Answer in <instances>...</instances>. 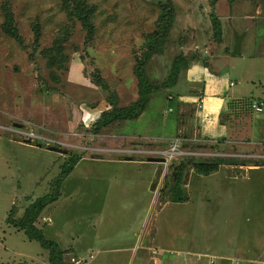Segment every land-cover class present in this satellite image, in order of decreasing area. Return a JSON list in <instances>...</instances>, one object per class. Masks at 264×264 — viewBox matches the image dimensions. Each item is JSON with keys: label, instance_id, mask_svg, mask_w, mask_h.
<instances>
[{"label": "rangeland", "instance_id": "1", "mask_svg": "<svg viewBox=\"0 0 264 264\" xmlns=\"http://www.w3.org/2000/svg\"><path fill=\"white\" fill-rule=\"evenodd\" d=\"M3 1L0 0V24L3 20ZM89 1L97 7L94 16L97 33L94 40L86 41L85 31L80 24L72 26L73 33L66 45L69 62L65 70L58 71L60 79L55 80L50 76L42 49L51 45L65 23L71 24L59 0H10L15 23L27 47L0 34V264L19 261L48 264V251L38 241L28 239L23 231L11 226L7 216L12 208L13 216H21L33 199L54 191L55 180L69 158V152L80 155V158L85 156V160L79 162L61 183L60 194L66 189L77 192L84 187L88 190L98 181L97 172L110 173L120 169L107 161L93 162L90 156L102 155L108 159L118 156L117 152L123 155L139 153L130 149L109 150L108 146H118L122 142L125 145L132 144L133 149L139 143L142 145L140 150H144L142 155L146 157H164L162 163L166 166H163L160 174L165 172L171 175L174 170L169 165L190 156L194 160L222 157L226 161L236 162L237 168L234 169H240L241 162L264 164V145L261 143L250 149L241 146L220 148L219 145L217 147L199 140L197 122L194 120L197 104H177L180 95H176L169 103L167 94L187 92L185 67L181 68L176 86L162 88L151 94L147 107L139 116L112 122L102 127L98 134L94 132L95 121L104 110L111 109V90L117 92L119 106H127L138 98V81L134 74L136 52L144 44L146 34L156 27L159 16L169 6H174L175 18L165 51L155 55L148 66V73L157 81L166 79L179 54L190 58L195 56L197 60L191 65L203 64L206 55L214 52L222 43L223 32L226 30L230 36L233 26L242 28L239 31L244 36L249 35L252 40L259 24L264 27V0ZM164 5L166 8H163ZM214 15L220 19L221 34L217 33L213 23ZM36 19L41 25L39 45L34 43L32 29ZM249 48L251 51L253 46L249 44ZM245 61L244 64L255 71L257 77H264V57L260 55L255 58L249 53ZM96 69L106 79L110 90L93 82L92 71ZM236 71L232 70V66L228 67L226 76L237 77L233 74ZM196 99L198 101L199 97ZM180 109L182 113L178 114ZM179 115L183 123H179L176 134ZM262 115L256 113L254 116L255 138H261L259 134H264ZM126 134L150 137L141 143H128L135 138L125 137ZM160 134H175V137L163 143V147L160 145L162 150H155L151 143L165 141L160 139ZM260 140L264 142L263 137ZM49 146L61 150L49 149ZM174 146L178 150L171 153L170 149ZM234 169L229 166L226 172L221 170L209 175L194 171L189 179L188 168L182 188L193 199L185 204H169L165 207V212L174 213L170 227L172 232L182 239L186 237V244L190 248L192 244V247L203 250L211 242L217 248L226 247L225 251L229 248L234 250L239 243L246 245L258 242L253 245L256 251H259L260 245L264 246V166L248 169L236 177L232 176L236 171ZM227 171L232 177L228 176ZM91 172L95 174L82 178ZM152 196L149 193L148 225L151 233L159 206L163 199H167L161 191L159 198ZM49 209L52 218L60 220L62 214L57 212L55 204L46 207L47 211ZM71 213L70 218L73 220L81 218V212L75 207ZM210 213L212 217H208ZM69 224V221L67 224L59 222L54 231V234L61 232L62 238H65L61 246H68L71 234L76 233L77 226L71 228ZM50 231L44 233L49 239L52 235ZM181 244L185 242L182 240ZM260 253V259L252 264H264V252ZM214 260V264L222 263L215 256ZM234 260V264H249L241 262L242 259ZM87 261H90L89 257Z\"/></svg>", "mask_w": 264, "mask_h": 264}, {"label": "crops", "instance_id": "2", "mask_svg": "<svg viewBox=\"0 0 264 264\" xmlns=\"http://www.w3.org/2000/svg\"><path fill=\"white\" fill-rule=\"evenodd\" d=\"M240 29L242 28L237 26L231 27L230 36L225 30L222 34V43L215 48L214 52L206 55L203 64L194 63L186 69L185 81L188 85L186 93L179 91H175L173 95L167 93L170 98L169 103L176 95H180L181 98L177 104L190 103L193 106L197 104L194 120L197 122L199 140L202 139L217 147L219 145L220 148L241 146L244 149H250L260 143L264 145V142L260 140L264 138V134H259L261 138H255L257 134L254 118L256 113L264 116V77H257L255 71H251L252 69L244 64L249 53L255 58L260 55L264 57V27L259 24L252 40L249 35L244 36L239 31ZM249 44L250 47L253 46L251 51ZM231 66L232 70H237L233 72L237 77L226 76L227 69ZM254 68L257 69L256 65ZM244 100L261 105L262 110L257 111L248 103L244 104ZM181 110L178 114L182 113ZM181 122L179 115L175 127L176 134ZM159 136L166 142L151 143L148 141L155 150H162V144L168 143V140L175 137V134L172 136L160 134ZM125 137L135 138L129 140L128 143L135 141L141 143L143 139H148L147 137L150 136L126 134ZM123 145L125 142L118 146H108V148L113 152L130 149L139 153L131 155L126 152L127 154L123 155L117 152L118 156L108 159L102 155L90 156L93 162L105 163L107 161L111 166L120 169L110 173L97 172L98 181L88 189L90 191L81 187V190L77 192L68 189L61 192L59 198L52 203L58 208L57 212L62 214L60 220L57 217L52 218L50 209L49 211L45 209L42 214L39 225L44 233L54 229L50 231L52 233L50 239L57 241L60 246L63 245L62 240L65 238H62L61 232L54 234L59 222L67 224L69 221L71 228L77 226L76 233L71 234L69 238L70 244L61 246L63 249H68L65 254V264H214V256L222 260L221 264H234L235 258L252 264L260 259V252H264V246L260 245L259 251L253 247L259 244L258 242L246 245L239 243V245L236 244L234 250L229 248L226 251V247L220 249L212 246L211 242L202 250L195 246L192 247V244L190 248L186 244L188 240L186 237L182 239L175 232L173 233L170 227H172L171 221L174 213L165 212L164 209L169 204L179 205L189 202L193 199L190 195L189 199L183 202L163 199L157 211L156 222L152 224L154 230L151 233L148 225L149 193H152V198L154 196L159 198L165 176V172L160 174V171L166 164L148 161L147 157L142 155L144 150H140L142 145L139 143L134 149L131 148L132 144ZM84 160L85 156L79 162ZM243 163L245 162L240 163V169H234L237 168L236 162L227 160V163L222 164L214 172L219 173L221 170L226 172V169L231 166L236 170L232 176L236 177L248 169L255 170L264 166L256 162ZM193 172L194 169L190 168L189 179ZM94 174L95 172L86 173L82 178ZM228 176L232 177L229 173ZM73 207L81 212V218L77 220L70 218ZM212 215L210 213L208 217ZM46 222L48 225H45ZM52 226L55 227L51 228ZM182 240L185 242L184 245L181 244ZM87 257L90 261H87Z\"/></svg>", "mask_w": 264, "mask_h": 264}, {"label": "trees", "instance_id": "3", "mask_svg": "<svg viewBox=\"0 0 264 264\" xmlns=\"http://www.w3.org/2000/svg\"><path fill=\"white\" fill-rule=\"evenodd\" d=\"M235 1V0H229ZM61 9L65 12L69 23H65L60 32L54 37L50 46L44 47L42 52L47 58V65L50 69V76L55 80H59L58 71H63L67 68L69 56L66 51V45L73 33L72 26L77 23L81 25L85 31L86 41L92 42L97 33V27L94 22L96 15V5L89 0H59ZM163 8H166L164 5ZM3 20L0 24V34L14 39L23 47H27L25 38L21 34L15 23L14 11L10 0H5L1 4ZM174 6H169L158 18L156 27L145 36V42L135 55L134 74L137 77L138 98L127 106H119V97L116 91L111 90L110 104L111 109L104 110L100 117L94 123V132L99 133L101 128L109 125L112 122H118L135 118L139 116L147 107L151 94L162 88H171L177 84L181 68H188L196 59L195 56L187 57L185 54H179L175 57L172 68L166 79L157 81L152 79L148 73V66L155 55L165 51V45L169 38L170 30L175 18ZM220 19L213 16V23L218 34H221ZM32 29L34 32V43L40 44L41 25L38 19L33 22ZM193 58V59H192ZM192 59V60H191ZM191 60V61H190ZM93 82L103 89L110 90V86L106 79L101 76L99 70L92 71ZM244 104L252 106L251 101L244 100ZM69 158L62 165V172L55 180L53 192L45 193L26 207L24 213L15 217L12 215V208L7 216V222L16 228L18 231H23L28 239L36 240L40 245L48 251V264H65V254L68 249H63L59 243L53 239L45 237L40 224L42 213L47 206L55 202L60 196V185L64 179L72 172L74 167L81 159L80 155L69 152ZM227 163L225 158L214 157L210 160L193 159L191 156L182 159L179 162H172L169 166L172 168L171 175L165 174L163 184L160 191L163 196L172 202H183L189 199L182 188L183 180L186 177L188 168H193L195 172L207 175L217 171L222 164ZM245 164V163H243ZM14 264H45L39 262L19 261Z\"/></svg>", "mask_w": 264, "mask_h": 264}, {"label": "water", "instance_id": "4", "mask_svg": "<svg viewBox=\"0 0 264 264\" xmlns=\"http://www.w3.org/2000/svg\"><path fill=\"white\" fill-rule=\"evenodd\" d=\"M48 148L49 149L56 150V151H60L61 150L60 148H57L55 146H49ZM147 160L148 161H154V162H161L162 163V162L165 161V158L164 157H154V156H150V157H147Z\"/></svg>", "mask_w": 264, "mask_h": 264}, {"label": "built area", "instance_id": "5", "mask_svg": "<svg viewBox=\"0 0 264 264\" xmlns=\"http://www.w3.org/2000/svg\"><path fill=\"white\" fill-rule=\"evenodd\" d=\"M253 108H255L257 111H260L262 110V106L257 104V103H253L252 104ZM171 150V153H174L176 152L178 149H177V146H174L173 148L170 149Z\"/></svg>", "mask_w": 264, "mask_h": 264}]
</instances>
